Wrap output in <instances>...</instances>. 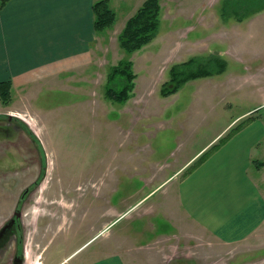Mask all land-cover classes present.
<instances>
[{"label": "rangeland", "instance_id": "1", "mask_svg": "<svg viewBox=\"0 0 264 264\" xmlns=\"http://www.w3.org/2000/svg\"><path fill=\"white\" fill-rule=\"evenodd\" d=\"M143 1L112 4L114 25L100 35L90 68L32 81L0 101V126L11 133L0 136V229L35 184L20 204V236L12 225V243L7 234L0 240V264L12 256L15 264H84L112 250L135 264H264V239L224 244L199 235L172 198L193 168L181 165L207 142L264 119V9L224 20L223 0H158L157 36L126 53L117 36ZM213 55L225 60L222 73L161 95L173 64ZM122 60L135 74L126 102L105 96Z\"/></svg>", "mask_w": 264, "mask_h": 264}, {"label": "crops", "instance_id": "2", "mask_svg": "<svg viewBox=\"0 0 264 264\" xmlns=\"http://www.w3.org/2000/svg\"><path fill=\"white\" fill-rule=\"evenodd\" d=\"M95 1L6 0L1 5L0 0V81L10 80L11 90H21L35 80L90 68L93 48L109 29L94 30ZM117 1L108 2L113 11ZM223 133L181 165L194 167L177 183L172 197L176 214L213 241L264 239V119L241 122ZM212 143L217 146L195 162ZM14 155L17 160L19 155ZM18 159L27 162L25 157ZM84 264L135 263L125 251L112 250Z\"/></svg>", "mask_w": 264, "mask_h": 264}, {"label": "trees", "instance_id": "3", "mask_svg": "<svg viewBox=\"0 0 264 264\" xmlns=\"http://www.w3.org/2000/svg\"><path fill=\"white\" fill-rule=\"evenodd\" d=\"M5 1L1 0V5ZM108 2L109 0H97L92 5L93 28L96 32L110 28L115 21V12L109 7ZM222 4L221 16L224 20L227 19L226 17H235V20L241 21L264 9V0H223ZM160 23L161 13L158 0H144L126 20L118 34L117 40L120 47L126 53L139 50L157 36ZM131 64L130 60H122L111 68L105 88L107 98L124 102L131 96L135 78ZM225 67V60L217 55H213L207 61H196L192 57L184 62L173 64L169 68V79L161 85L160 93L162 96H168L175 93L186 81L222 73ZM10 97L11 81H0V101L6 104L10 101ZM222 140L220 139L219 142ZM216 146L217 144H213L198 161Z\"/></svg>", "mask_w": 264, "mask_h": 264}, {"label": "flooded vegetation", "instance_id": "4", "mask_svg": "<svg viewBox=\"0 0 264 264\" xmlns=\"http://www.w3.org/2000/svg\"><path fill=\"white\" fill-rule=\"evenodd\" d=\"M5 120V119H4ZM12 118H9V119H6L5 120V124L6 126H9L11 129L13 127V124H12ZM20 127V126H19ZM26 132L30 135V137L32 138V140L36 141L35 143V146H36V150H37V154H39V152H41V150L43 151V148L41 147V143L39 142V140L37 139L38 136H35L36 134H33L32 131H30L29 128L25 129ZM4 131H6L5 127L4 126H0V133L1 134H9L7 132L3 133ZM11 134V133H10ZM39 163H40V166H43V162H42V158L39 157ZM28 165V163H27ZM41 171V170H40ZM41 174V173H40ZM38 174L37 177L40 175ZM43 176V174L41 175V177ZM35 187V184L32 185V188H26L24 191H23V194L20 195V198L17 202L18 205H15V209L12 211V218L9 220V222L6 224H4V227H2L0 229V240L2 239L3 236H5L7 234V237H9V239L7 240V243L9 244L11 242V239L15 238L14 237V231L12 229H10L11 227H13L12 225H14L16 227V230H17V235L20 236V233H21V215H22V212H21V209H20V204H22V202H24L26 199H29L30 197L28 196L29 193L32 191V189ZM10 229V233H8V230ZM18 241V240H17ZM12 243V242H11ZM10 243V244H11ZM6 247V245H5ZM19 262V259L16 258V256H12V260H11V264H15Z\"/></svg>", "mask_w": 264, "mask_h": 264}, {"label": "bare ground", "instance_id": "5", "mask_svg": "<svg viewBox=\"0 0 264 264\" xmlns=\"http://www.w3.org/2000/svg\"><path fill=\"white\" fill-rule=\"evenodd\" d=\"M32 126H34V125H32Z\"/></svg>", "mask_w": 264, "mask_h": 264}]
</instances>
